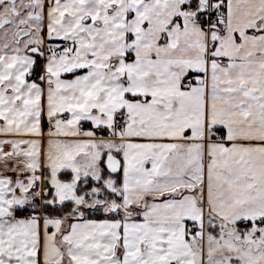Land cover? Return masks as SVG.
I'll use <instances>...</instances> for the list:
<instances>
[{"label":"snow or ice","instance_id":"snow-or-ice-1","mask_svg":"<svg viewBox=\"0 0 264 264\" xmlns=\"http://www.w3.org/2000/svg\"><path fill=\"white\" fill-rule=\"evenodd\" d=\"M0 264H264V0H0Z\"/></svg>","mask_w":264,"mask_h":264}]
</instances>
